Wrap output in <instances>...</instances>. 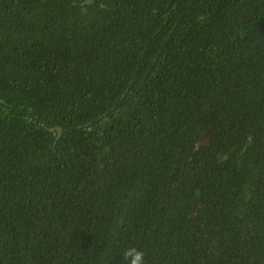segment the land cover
Instances as JSON below:
<instances>
[{"label": "trees", "instance_id": "16d2710c", "mask_svg": "<svg viewBox=\"0 0 264 264\" xmlns=\"http://www.w3.org/2000/svg\"><path fill=\"white\" fill-rule=\"evenodd\" d=\"M264 264V0H0V264Z\"/></svg>", "mask_w": 264, "mask_h": 264}, {"label": "clouds", "instance_id": "9594fccd", "mask_svg": "<svg viewBox=\"0 0 264 264\" xmlns=\"http://www.w3.org/2000/svg\"><path fill=\"white\" fill-rule=\"evenodd\" d=\"M132 264H144V253L142 251H137L135 254V259Z\"/></svg>", "mask_w": 264, "mask_h": 264}]
</instances>
